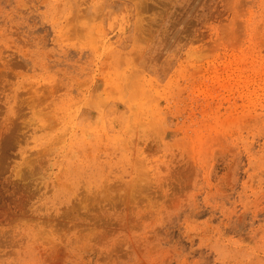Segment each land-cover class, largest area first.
<instances>
[{
	"label": "rangeland",
	"instance_id": "1",
	"mask_svg": "<svg viewBox=\"0 0 264 264\" xmlns=\"http://www.w3.org/2000/svg\"><path fill=\"white\" fill-rule=\"evenodd\" d=\"M0 264H264V0H0Z\"/></svg>",
	"mask_w": 264,
	"mask_h": 264
},
{
	"label": "bare ground",
	"instance_id": "2",
	"mask_svg": "<svg viewBox=\"0 0 264 264\" xmlns=\"http://www.w3.org/2000/svg\"><path fill=\"white\" fill-rule=\"evenodd\" d=\"M94 11H95V9H92V10L89 9V10H87L84 13H82V12L79 13V12L73 10L70 13V30L69 31H70V34L72 36H75V37H89L90 34L93 33V29L90 26V21L94 17V15H93ZM134 30H136V31L140 30V26L138 24V20H136V22L134 23ZM123 48L125 49L126 46H124ZM119 60H120V53L115 52L112 55V61H113V63H119L120 62ZM93 100H95V98H92V101ZM91 104H93V103L91 102ZM110 108H113V107L111 106V103H108L105 106V109L107 110L106 112H108L110 110ZM117 109L122 111V107L119 106V105L117 106ZM126 112L127 113H125V114H128V115L130 114L129 108L126 109ZM120 119L119 118L114 119L113 120V124H120ZM125 121H127V119H125L124 122Z\"/></svg>",
	"mask_w": 264,
	"mask_h": 264
}]
</instances>
